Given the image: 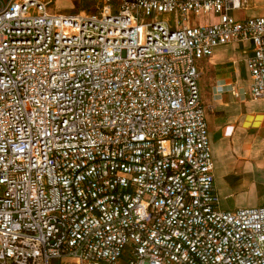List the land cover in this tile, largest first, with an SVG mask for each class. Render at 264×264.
Returning <instances> with one entry per match:
<instances>
[{"label":"built area","instance_id":"1","mask_svg":"<svg viewBox=\"0 0 264 264\" xmlns=\"http://www.w3.org/2000/svg\"><path fill=\"white\" fill-rule=\"evenodd\" d=\"M50 3L0 0V264H264V206L218 207L200 90L248 44L228 88L264 99V15L233 14L252 0Z\"/></svg>","mask_w":264,"mask_h":264},{"label":"crops","instance_id":"2","mask_svg":"<svg viewBox=\"0 0 264 264\" xmlns=\"http://www.w3.org/2000/svg\"><path fill=\"white\" fill-rule=\"evenodd\" d=\"M257 5L252 3L249 12ZM260 14L248 17L262 16ZM248 44L219 47L205 61V74L200 82L202 102L210 138L213 176L219 209L235 211L264 206V99L234 96L228 84L235 83L240 93L247 90L249 80L244 60ZM231 50L230 62L243 61L242 67L228 78L210 75V93L204 97L203 82L211 67ZM235 58V59H234ZM223 87V92L217 90Z\"/></svg>","mask_w":264,"mask_h":264},{"label":"rangeland","instance_id":"3","mask_svg":"<svg viewBox=\"0 0 264 264\" xmlns=\"http://www.w3.org/2000/svg\"><path fill=\"white\" fill-rule=\"evenodd\" d=\"M51 3L48 7L49 13H59L63 15H75L80 12H84L86 14H98L103 7L108 3V0H50ZM252 3L257 5L254 9L249 12L240 11L234 12V16L237 18L248 17L249 15L260 14L262 10H264V0H252ZM158 19H168L171 21V24L175 26L176 24V16H171L167 18L166 16L158 17ZM215 19V17H214ZM211 15H208L207 18L205 16L194 17L191 18V24H203L205 21H215ZM232 51L228 50L220 60L216 62L214 66L211 68V72L206 77L203 82V92L204 97H206L210 93V75L213 78H228L234 75L235 72L241 68L243 61H238L237 64L233 66L230 62V56L232 55ZM235 59V58H234ZM52 264H63V261H53Z\"/></svg>","mask_w":264,"mask_h":264}]
</instances>
